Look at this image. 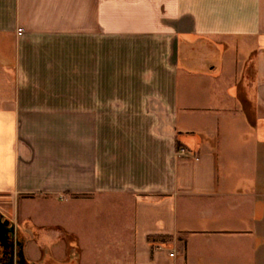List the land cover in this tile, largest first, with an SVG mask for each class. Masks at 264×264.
I'll return each mask as SVG.
<instances>
[{
	"label": "crops",
	"instance_id": "0c3cea01",
	"mask_svg": "<svg viewBox=\"0 0 264 264\" xmlns=\"http://www.w3.org/2000/svg\"><path fill=\"white\" fill-rule=\"evenodd\" d=\"M20 200L29 264H264V0H0Z\"/></svg>",
	"mask_w": 264,
	"mask_h": 264
},
{
	"label": "rangeland",
	"instance_id": "374dc122",
	"mask_svg": "<svg viewBox=\"0 0 264 264\" xmlns=\"http://www.w3.org/2000/svg\"><path fill=\"white\" fill-rule=\"evenodd\" d=\"M36 201L38 199H35ZM27 201L20 200L19 205H11L8 203H0V214L4 216V218L12 221L16 224V226L22 230L25 234L30 236V240L25 242L24 244V254H26L29 251V256H32L34 260L36 259V262L43 263V260L39 261L42 250L40 249L38 243H37V237H38V230L40 226L41 219L39 217V214L42 213L44 210L50 209L51 211L54 210L52 207H40L37 202H31L28 204V206H24V203ZM61 207H63V204H61ZM74 206L68 205L65 209L66 210H74ZM29 212L30 215L28 217H25L26 214ZM30 217V218H29ZM19 237L23 238L22 234L19 232ZM231 242V241H230ZM228 241V243L221 244L220 247L215 250H218L221 255H230L232 252V249H234V246L231 245ZM235 250V249H234ZM47 252V251H46ZM44 252V253H46ZM44 259V257H43Z\"/></svg>",
	"mask_w": 264,
	"mask_h": 264
},
{
	"label": "water",
	"instance_id": "95a60500",
	"mask_svg": "<svg viewBox=\"0 0 264 264\" xmlns=\"http://www.w3.org/2000/svg\"><path fill=\"white\" fill-rule=\"evenodd\" d=\"M2 218H4V216L2 214H0V221L2 220ZM2 223L6 227H8L11 224V227H9L7 229H8V231H10L12 236H17V242L13 243V248L15 246H17V250L14 251L10 261L0 260V264H29L25 258V255H24V244H25L26 240L19 237L18 229L10 220H5ZM5 234L6 233L3 232V236H5Z\"/></svg>",
	"mask_w": 264,
	"mask_h": 264
},
{
	"label": "flooded vegetation",
	"instance_id": "af4514ba",
	"mask_svg": "<svg viewBox=\"0 0 264 264\" xmlns=\"http://www.w3.org/2000/svg\"><path fill=\"white\" fill-rule=\"evenodd\" d=\"M5 220L8 219L2 218V220L0 221V260L10 261L14 251L17 250V246L13 248V243L17 242V236L11 235L10 231H8L7 229L11 227V224L8 227H6L2 223ZM3 232L6 233L5 236H3Z\"/></svg>",
	"mask_w": 264,
	"mask_h": 264
},
{
	"label": "built area",
	"instance_id": "2783aa9c",
	"mask_svg": "<svg viewBox=\"0 0 264 264\" xmlns=\"http://www.w3.org/2000/svg\"><path fill=\"white\" fill-rule=\"evenodd\" d=\"M19 32H21V31L19 30ZM180 152H181V153H185V149H181ZM170 256H174V254L171 253Z\"/></svg>",
	"mask_w": 264,
	"mask_h": 264
}]
</instances>
